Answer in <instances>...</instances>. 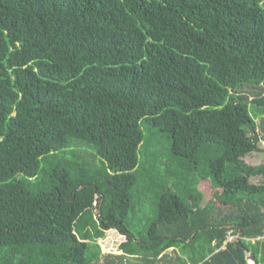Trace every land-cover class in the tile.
I'll list each match as a JSON object with an SVG mask.
<instances>
[{"label":"trees","instance_id":"trees-1","mask_svg":"<svg viewBox=\"0 0 264 264\" xmlns=\"http://www.w3.org/2000/svg\"><path fill=\"white\" fill-rule=\"evenodd\" d=\"M263 113L264 0H0V264H264Z\"/></svg>","mask_w":264,"mask_h":264},{"label":"rangeland","instance_id":"rangeland-1","mask_svg":"<svg viewBox=\"0 0 264 264\" xmlns=\"http://www.w3.org/2000/svg\"><path fill=\"white\" fill-rule=\"evenodd\" d=\"M248 89L249 87H246V90ZM253 97L254 96L250 95V99H252ZM254 121H255V127H256L255 130L260 135V141L258 142V147L261 150L254 151L251 154L246 155L244 157V160L251 165H257L261 162H264V113L259 115L257 118H255ZM141 128L146 138L152 136L151 134L152 131L156 132L154 128H150L146 123H143ZM155 132L154 134L156 137H153L152 141L156 143V146L159 148V150H163L167 148L168 144H170V141L168 140L167 142L166 140L162 139V137H159V135L157 137ZM261 179L262 177L257 176V177L252 178L251 181L258 182ZM199 188L207 195V197L212 195L213 190L208 182H201L199 184ZM93 212L95 215L94 210ZM236 236L234 237L236 238ZM123 241H125V236L121 235L115 229L105 230L103 233V236L100 238H97V242L100 245L101 252L103 255L120 254L121 251L118 248H119V244ZM166 253L170 255H174L171 248L168 249ZM123 264H142V263L139 260L134 259V258H125L123 259ZM159 264H163V263H159Z\"/></svg>","mask_w":264,"mask_h":264},{"label":"water","instance_id":"water-1","mask_svg":"<svg viewBox=\"0 0 264 264\" xmlns=\"http://www.w3.org/2000/svg\"><path fill=\"white\" fill-rule=\"evenodd\" d=\"M80 188L81 187H79L78 189H80ZM99 201H100V196L96 195L95 202H94V206H95V209H94V211H95V217L97 215V205H98V202ZM242 238H243V231H242V228L240 227L239 228V233H238V235L235 238L236 241L239 243L240 247H243V245L241 243V239ZM185 240H187L188 242L190 241V239H185ZM245 255H246V259L250 262V264H256L253 256L247 250H245Z\"/></svg>","mask_w":264,"mask_h":264},{"label":"built area","instance_id":"built-area-1","mask_svg":"<svg viewBox=\"0 0 264 264\" xmlns=\"http://www.w3.org/2000/svg\"><path fill=\"white\" fill-rule=\"evenodd\" d=\"M232 239H233V236L230 235V233H229L228 236H227V241H231Z\"/></svg>","mask_w":264,"mask_h":264}]
</instances>
